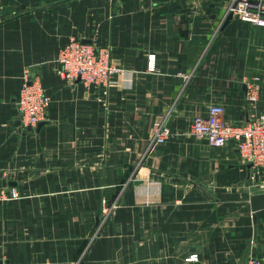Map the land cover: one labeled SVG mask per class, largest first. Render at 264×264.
Returning a JSON list of instances; mask_svg holds the SVG:
<instances>
[{
    "label": "crops",
    "instance_id": "0c3cea01",
    "mask_svg": "<svg viewBox=\"0 0 264 264\" xmlns=\"http://www.w3.org/2000/svg\"><path fill=\"white\" fill-rule=\"evenodd\" d=\"M229 3L0 0V186L21 194L0 202V260L72 264L104 205L118 198L81 264L264 260L251 166L233 144L215 147L186 132L211 104L236 122L264 112V26L233 17L225 25ZM72 38L108 46L123 67L107 94L58 73ZM26 73L51 96L34 128L16 104ZM255 79L253 106L247 84ZM166 115L172 134L151 146Z\"/></svg>",
    "mask_w": 264,
    "mask_h": 264
},
{
    "label": "built area",
    "instance_id": "2783aa9c",
    "mask_svg": "<svg viewBox=\"0 0 264 264\" xmlns=\"http://www.w3.org/2000/svg\"><path fill=\"white\" fill-rule=\"evenodd\" d=\"M228 15L260 26H264V0H230ZM58 73L64 78L79 79L85 87L103 86L107 94L116 83V76L123 72V67L113 58L108 46H97L79 38H72L60 51ZM150 69L155 68L154 58H150ZM190 75L187 76L189 78ZM247 102L256 106L261 96L260 82L256 79L247 84ZM17 107L22 123L29 128L36 127L43 120L51 104V96L38 77L26 73L21 86ZM227 108L221 103L211 104L205 114L193 117L187 134L205 139L210 145L224 147L233 144L243 162L251 166L248 181L257 193L264 192V112L251 114L246 121L236 122L226 116ZM169 115L153 125L151 146L165 142L172 134L168 124ZM21 197L14 187L0 186V202ZM119 205V198L111 205H104L100 226L89 239V244L79 260L72 264H81L85 255L101 233L103 226ZM189 260H197L192 254ZM0 264H11L3 260ZM245 264H264L259 254H252Z\"/></svg>",
    "mask_w": 264,
    "mask_h": 264
},
{
    "label": "water",
    "instance_id": "95a60500",
    "mask_svg": "<svg viewBox=\"0 0 264 264\" xmlns=\"http://www.w3.org/2000/svg\"><path fill=\"white\" fill-rule=\"evenodd\" d=\"M232 19V14H229L225 25ZM87 42V41H85ZM251 207L254 212H257L258 210L264 209V192L255 193L250 197ZM256 219V215H254ZM2 260H0V263Z\"/></svg>",
    "mask_w": 264,
    "mask_h": 264
}]
</instances>
